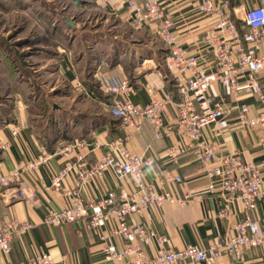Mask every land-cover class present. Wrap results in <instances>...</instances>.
I'll return each instance as SVG.
<instances>
[{
    "label": "built area",
    "instance_id": "obj_1",
    "mask_svg": "<svg viewBox=\"0 0 264 264\" xmlns=\"http://www.w3.org/2000/svg\"><path fill=\"white\" fill-rule=\"evenodd\" d=\"M101 1L103 7L109 0ZM125 4L126 19L134 27L155 25L167 49L163 64L174 81L178 98L175 100L173 93L163 86L149 85V101L145 105L135 104L128 99L132 89L127 78L118 74L97 75L99 88L109 100V114L126 128L138 129L147 122L156 138L169 136L173 129L188 138L190 142L186 146L170 148L168 154L175 159L186 150H192L198 162L212 164L206 171L211 180L208 189L227 195L218 217L227 215L233 199L241 202L244 216L235 222L233 235L207 247L187 244L178 249L169 247L168 236L157 233L151 226L128 221L132 215L151 207L188 203L190 195L179 196L174 190L156 191L143 178V168L151 159L143 153L129 151L125 144L128 136H125L110 141L108 152L93 165H87L85 155L78 154L51 175L48 186L62 193L69 203L60 210L49 209L42 221L50 226L81 223L84 230L96 234L102 242V264H216L223 256L239 262L244 249L264 244V207L260 217L253 216L264 194V164L243 159L238 150L217 153L216 142L204 139L202 134L211 125L220 132L229 125L225 119L228 111L225 100L213 93L215 83L235 99L233 108L239 126L264 131V0H193L197 13L211 20L201 37L199 56L181 43L165 1L125 0ZM76 86H80L79 81ZM247 99L257 104L253 115ZM172 104L176 111L175 123L166 126L163 113ZM7 121L2 119V125H10ZM19 130V125L10 126L11 137H16ZM260 140L264 143V136ZM9 144L0 141V151L6 150ZM73 146L85 144L75 142ZM92 146L99 147L96 143ZM60 152L68 154L70 149L61 148ZM51 156L45 146H41L36 157L23 158L12 170L0 174V195L7 201H31L35 190L26 176L45 165ZM108 170L118 178L129 179V189L119 195L109 190L93 199L82 198L83 186ZM72 175L74 183L70 186L65 180ZM163 179L171 185L181 181L179 175L171 173ZM111 219L115 223L105 234L103 227ZM32 226L14 219L0 222V250L8 254L12 239ZM110 237L121 239L122 246L111 243ZM149 246L153 251L148 254ZM28 264H52V260L47 252H40Z\"/></svg>",
    "mask_w": 264,
    "mask_h": 264
},
{
    "label": "crops",
    "instance_id": "obj_2",
    "mask_svg": "<svg viewBox=\"0 0 264 264\" xmlns=\"http://www.w3.org/2000/svg\"><path fill=\"white\" fill-rule=\"evenodd\" d=\"M160 1L168 4L181 43L199 56L202 53L201 37L211 20L197 13L193 0ZM96 2L100 6L101 3ZM103 9L116 23L134 27L126 19L128 11L125 0H109ZM134 29L138 34L135 37L115 35L103 40L98 38L87 46V50L84 47L71 50L70 46L66 48L63 45L61 48L58 44L57 72L74 92L86 95L80 101L72 97L69 107L59 105L51 113L35 114L33 117L27 110L24 88L20 90L16 83L12 84V96L8 97L11 99L9 110L0 113V141L10 142L6 150L0 151V174L12 170L23 158L36 157L41 146H45L52 156L45 165L26 176L35 190V197L31 201H7L0 195V222L14 219L33 225L12 239L8 254L0 250V264H28L40 252H47L52 264L103 263L102 242L96 234L84 230L81 223L60 226L43 223L49 209L60 210L69 203L62 193L48 186L49 179L78 154L85 155L87 165H93L108 152L107 144L110 141L125 136H128L125 144L129 151L143 153L151 159V163L143 168V178L156 191L174 190L179 196L190 195L188 203H165L161 207H151L143 213L132 215L128 221L147 224L157 233L168 236V245L174 249L187 244L207 247L235 233V222L243 218L244 209L239 200L233 199L227 215L218 217V212L227 202V195L217 189H208L211 180L206 176V171L212 164L198 162L192 150H186L175 159L168 154L170 148L186 146L190 142L188 138L180 136L174 129L169 136L156 138L147 122L138 129L126 128L109 114V100L99 88L97 75L118 74L127 78L132 89L128 99L135 104L145 105L149 101V85L163 86L173 93L175 100L178 98L174 81L163 64L167 49L159 39L155 25ZM76 81H79V87ZM213 93L224 98L228 110L225 119L229 125L221 132L211 125L203 131L202 137L216 142L217 153L238 150L243 159L263 165L264 143L260 139L264 131L239 126L233 108L235 99L217 83L213 86ZM246 101L250 103V114L253 115L257 104L250 99ZM175 117V106L169 105L163 113L164 125L173 126ZM2 119H7L10 125H2ZM15 125L20 127L19 134L11 137L10 126ZM75 142H83L85 146H73ZM94 143L99 147L94 149ZM61 148H68L70 152L63 154ZM168 173L179 175L181 181L175 185L165 182L163 177ZM65 183L73 185L74 176L67 177ZM129 185V179L118 178L108 170L101 177L86 183L81 197L93 199L109 190L119 195L122 190L127 191ZM263 207L264 194L253 216L260 217ZM114 223L111 219L103 227V232L108 234ZM109 241L117 247L122 246L121 239L117 237H110ZM146 251L151 253L153 247H147ZM216 264H264V244L244 249L239 262L223 256Z\"/></svg>",
    "mask_w": 264,
    "mask_h": 264
},
{
    "label": "rangeland",
    "instance_id": "obj_3",
    "mask_svg": "<svg viewBox=\"0 0 264 264\" xmlns=\"http://www.w3.org/2000/svg\"><path fill=\"white\" fill-rule=\"evenodd\" d=\"M115 35L138 34L116 23L96 0H0V113L9 110L13 83L24 88L33 117L86 97L57 72L58 44L87 50L93 40Z\"/></svg>",
    "mask_w": 264,
    "mask_h": 264
},
{
    "label": "water",
    "instance_id": "obj_4",
    "mask_svg": "<svg viewBox=\"0 0 264 264\" xmlns=\"http://www.w3.org/2000/svg\"><path fill=\"white\" fill-rule=\"evenodd\" d=\"M69 23V22H68Z\"/></svg>",
    "mask_w": 264,
    "mask_h": 264
}]
</instances>
